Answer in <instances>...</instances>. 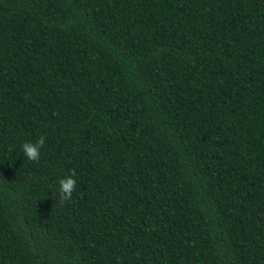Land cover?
<instances>
[{
	"label": "trees",
	"instance_id": "obj_1",
	"mask_svg": "<svg viewBox=\"0 0 264 264\" xmlns=\"http://www.w3.org/2000/svg\"><path fill=\"white\" fill-rule=\"evenodd\" d=\"M0 264H264V0H0Z\"/></svg>",
	"mask_w": 264,
	"mask_h": 264
},
{
	"label": "clouds",
	"instance_id": "obj_2",
	"mask_svg": "<svg viewBox=\"0 0 264 264\" xmlns=\"http://www.w3.org/2000/svg\"><path fill=\"white\" fill-rule=\"evenodd\" d=\"M44 144V137L41 136L35 143L25 142L21 145L23 156L29 161H35L39 159L40 148ZM76 186V179L74 173H70L58 180V186L56 194L58 199L63 202L71 198L73 189Z\"/></svg>",
	"mask_w": 264,
	"mask_h": 264
}]
</instances>
